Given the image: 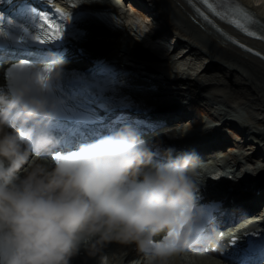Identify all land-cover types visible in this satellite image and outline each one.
<instances>
[{
	"label": "bare ground",
	"instance_id": "obj_1",
	"mask_svg": "<svg viewBox=\"0 0 264 264\" xmlns=\"http://www.w3.org/2000/svg\"><path fill=\"white\" fill-rule=\"evenodd\" d=\"M240 1L253 10L264 22V0ZM78 2L87 10L102 8L115 13L118 17V26L112 29L91 18L76 21L73 28L83 35L78 41V45L85 48V52L81 54L83 57L66 48L62 55L56 57V60H62V57L65 56L66 60L63 62L69 61L72 66L78 68L82 66L81 62L84 63L83 59H89L90 62L83 65L82 68H87L88 65L97 62H107L108 65L124 68V73L120 74L119 79L112 86L99 89L97 95L103 96L112 103L111 112L107 114L108 120H120L121 125L116 127L118 130L121 127L123 129L129 127L131 130L142 131L146 134L152 150L160 156L157 158H169L164 155L165 150H163L167 148V145H185L186 153H194L196 158L202 156L203 150V153L210 152L211 154L214 153L213 149L225 150L227 158L222 160L221 165L217 160L210 163L204 162L193 166L190 172L192 179L198 181L199 191L204 193L205 197H208V193L211 192L216 197H220L221 192L224 193L225 189L231 187L232 181L239 183V190L233 192L232 195L242 196L244 200L234 199L230 203H226L224 200L219 201L220 206L213 213L212 223L208 229L224 224L223 237L233 238V241L240 244L241 247L253 243L262 245L264 254V243H262L264 242V176L258 175V168L247 165L253 156H245L241 152L242 150H239L243 149V141L231 143L238 149L237 152L234 151L235 153L231 154V150L224 149L226 135L221 138L219 134L221 131L218 132V129L228 121L233 122L232 124L246 129L249 132L248 136L253 139V142H257L256 145L264 151V144L259 142L264 141V127L258 125V123L264 122V89L260 85L264 83L260 80H252L249 72L240 71L237 59L234 58L229 62L225 53L231 47V50L256 58L262 65H264V60L242 52L212 27L202 24L185 0H172L184 15L183 17L181 14L183 19L181 25L162 9L159 0H149L152 3L153 16L155 19H161L162 26L167 30L165 38L169 37L172 43L169 49L159 44L162 36H155L153 41L156 42H152L149 38L141 39V35L134 34L133 30L139 29L140 31L147 30L148 36H151L144 20H138L129 15V10L118 8L114 1L78 0ZM189 30L191 32H188ZM161 32L164 30L161 29ZM211 39L214 40V45L209 42ZM248 43L264 50L262 41L248 40ZM174 46L177 50H182V53L175 55ZM64 53L65 55H63ZM125 64L129 68H125ZM240 85L249 92L246 94V101L238 106H229V102L225 98L226 95H232L234 88ZM162 98L170 102L172 111L175 112L167 114L160 108L136 111L120 109L122 108L120 104L155 106V102ZM200 101H206L204 102L205 106L214 105L215 110L208 113L206 118L193 122L194 126L204 125V128L201 127L200 131L187 132L175 117L177 114L185 118L191 116L193 113H190L186 106ZM239 110L245 115L246 120L235 114V112L238 114ZM221 116L229 118L228 120L225 118V121L222 122ZM214 120H216L214 124H208L209 121ZM219 123L220 126H218ZM160 125L163 126L149 131ZM102 130L104 131V128ZM201 133L202 135H200ZM104 134L108 135L109 132L104 131ZM199 136H202L203 141L199 140ZM32 156L30 154L29 160ZM229 157L238 160L231 163ZM198 161L195 159L193 164ZM255 164L258 163L255 162ZM217 172H221L222 177L215 183L212 177ZM230 176H232V180L229 179ZM259 208L263 216L260 219L256 217L260 213L256 212ZM246 215L249 218H244ZM223 237L218 238L217 243L225 247L226 240L223 241ZM100 244L107 246L101 247ZM87 246H95V248L90 252ZM207 252L211 253V249H208ZM180 254L179 251L170 254L167 257V264H218L208 255L196 251L187 255L190 260L183 258ZM71 264H147V257L138 247H135V242L93 239L81 246Z\"/></svg>",
	"mask_w": 264,
	"mask_h": 264
},
{
	"label": "clouds",
	"instance_id": "obj_2",
	"mask_svg": "<svg viewBox=\"0 0 264 264\" xmlns=\"http://www.w3.org/2000/svg\"><path fill=\"white\" fill-rule=\"evenodd\" d=\"M59 60L45 68L56 69ZM28 89L0 109V264H71L93 239L135 242L143 249L152 237L187 224L180 215L199 189L190 174L194 153L157 158L129 129L101 136L61 153L38 155L55 145L33 128L6 131L12 110ZM3 103V101H0ZM42 96L28 98L16 113L21 125L50 118ZM156 251L147 264H167Z\"/></svg>",
	"mask_w": 264,
	"mask_h": 264
},
{
	"label": "rangeland",
	"instance_id": "obj_3",
	"mask_svg": "<svg viewBox=\"0 0 264 264\" xmlns=\"http://www.w3.org/2000/svg\"><path fill=\"white\" fill-rule=\"evenodd\" d=\"M112 1H114V3L117 5L118 8L120 7L121 9L124 8V9L129 10L128 14L134 16L138 20H140L139 18L146 19L145 20L146 22L144 24H146L148 26L150 25V23H149L150 19L144 17V16L150 17V16H148V14H150V15L152 14V8L150 6H145L144 4L132 6L130 3V0H112ZM143 1L145 3L149 2L148 0H143ZM159 3L161 5L162 9L169 16L171 15L170 18L173 19V17H174L175 19H173V20L176 21L180 25H181V22L183 23V19H182L183 14L174 5L172 0H159ZM183 17H184V15H183ZM159 21L163 22L161 19ZM188 32H191V30H189ZM196 35H197V33H196ZM209 42L214 45L213 39L209 40ZM71 52H74V49H72ZM225 57L229 62H231L234 58L237 59V63L240 64L239 65L240 71H242L244 73L249 72L252 80L253 79H255L257 81L260 80L262 83H264V65L259 63L256 58L245 56V55L239 53L238 51H234L233 49L231 50V47H230V50L225 53ZM260 85H262L263 89H264V84H260ZM233 91L234 92L232 95H226V97H225V98H227L226 100L229 102L228 105L229 106H238V104H244V101H246V94H249V92H247L245 90V88H243L241 85L238 87H235ZM181 100H182V98H181ZM204 102H206V101H204ZM204 102H202V101L194 102L193 104L186 106L188 108L189 112L193 113L191 116H188L186 118L184 116H182L183 117L182 118V117H179L177 115L176 118H178L177 120L182 124L181 126L185 129V131L194 132L195 130L200 131L201 127L204 128V125H197V126L193 125V122H195L196 120H201L202 118H206L208 113L210 114L215 110L214 105H207L208 106L207 107L204 105ZM155 103H156V108H160L162 110H165L164 111L165 113L171 112V110H172V108L170 106V102L167 101L166 99L162 98L158 102H155ZM237 112H238V114L236 112H235V114L244 120L245 115L240 110ZM225 118L228 120L229 117L221 116V121L224 122ZM185 120H186V122H185ZM215 121L216 120L209 121L208 124H214ZM232 123L233 122L228 121L225 125H223L221 128L218 129V132L221 131V133H219L221 135V138L224 137V135H226V137H227V138L225 137L227 140L224 142V144H225L224 149L231 150V154L235 153V152H237L236 150H238V149H237V147L233 146L231 143L243 141L244 142V143H242L243 149H239V150H242L241 152L245 156H249V157L253 156V157H251L249 162H247V165L250 167L258 168L259 169L258 175L264 176V151H263V149H260L259 146L256 145L257 142L256 143L253 142V139L250 138V136H248L249 132L246 131V129H244L243 127H240V126H236L235 124H232ZM258 125H260V127H264V122H260V123H258ZM218 132H216V133H218ZM254 132H256L255 129H254ZM183 135H186V134L183 133ZM200 135H202V133ZM199 140L203 141L202 136H199ZM259 142L264 144V141H259ZM214 143H216V142H214ZM169 146L167 148L168 151H166L167 154L180 155V154L185 153V147L183 145L171 146V147H169ZM213 150H214V153H212V154L210 152H207V153L202 152V156L199 159H202L203 163L204 162L210 163V162H213V160L214 161L217 160L218 164L221 165L222 160L227 158V156L225 154V150H221V151L219 149L218 150L213 149ZM229 158H231L230 159L231 163H235L238 160L237 158L236 159H233L232 157H229ZM255 162H257L258 164H255ZM249 177H252L254 179L256 178L255 176H249ZM260 210L261 209L259 208L256 211V212H260L259 214L256 215V217L258 219L263 217ZM182 254H185V253H182Z\"/></svg>",
	"mask_w": 264,
	"mask_h": 264
},
{
	"label": "snow or ice",
	"instance_id": "obj_4",
	"mask_svg": "<svg viewBox=\"0 0 264 264\" xmlns=\"http://www.w3.org/2000/svg\"><path fill=\"white\" fill-rule=\"evenodd\" d=\"M203 2L208 6V8L211 11L215 12L217 15L221 16L223 19L229 21L230 23L234 24L238 28H243L245 30L246 34L255 35V33L247 31V29L245 28L244 24L242 23V21L240 19L229 20V16L232 15L231 13L218 12L216 9H214L212 7V5L209 3V0H203ZM200 14L203 15V13H200ZM204 18L207 19L206 16ZM44 22H45V25L50 29V31L47 33L49 39H51V40L59 39L60 38L59 29L55 28L52 24L48 23L47 18H45ZM233 42L239 44V46L241 48H246L249 52L253 51L251 48H248L246 45L240 43L239 41H233ZM41 43H44V41H41ZM46 71H51V69L48 68V69H46ZM183 214H184L183 211H181L180 215L183 216ZM183 227H184V225L181 224L180 227H178L177 229H175L173 231H169L166 233V236H164V239L169 241L170 244H168V245L154 244L152 240H149L147 245L152 246L158 250H163V249H166L167 247L175 246L176 242L179 240V238L181 236V230Z\"/></svg>",
	"mask_w": 264,
	"mask_h": 264
},
{
	"label": "water",
	"instance_id": "obj_5",
	"mask_svg": "<svg viewBox=\"0 0 264 264\" xmlns=\"http://www.w3.org/2000/svg\"><path fill=\"white\" fill-rule=\"evenodd\" d=\"M262 29H264V25H262ZM261 32L264 34V31L261 30ZM263 40H264V38H263Z\"/></svg>",
	"mask_w": 264,
	"mask_h": 264
}]
</instances>
